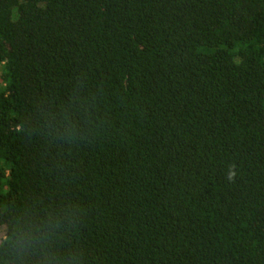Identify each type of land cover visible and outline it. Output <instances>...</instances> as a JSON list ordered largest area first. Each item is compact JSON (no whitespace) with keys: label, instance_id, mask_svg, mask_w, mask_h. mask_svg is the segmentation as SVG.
I'll return each mask as SVG.
<instances>
[{"label":"trees","instance_id":"16d2710c","mask_svg":"<svg viewBox=\"0 0 264 264\" xmlns=\"http://www.w3.org/2000/svg\"><path fill=\"white\" fill-rule=\"evenodd\" d=\"M36 222L62 264H264V0H0V226Z\"/></svg>","mask_w":264,"mask_h":264},{"label":"clouds","instance_id":"9594fccd","mask_svg":"<svg viewBox=\"0 0 264 264\" xmlns=\"http://www.w3.org/2000/svg\"><path fill=\"white\" fill-rule=\"evenodd\" d=\"M235 172H229V179ZM54 233L47 222H36L28 227L7 224L0 226V250L10 256L8 264H22L25 257L42 260L43 264H62L60 256L50 251Z\"/></svg>","mask_w":264,"mask_h":264}]
</instances>
